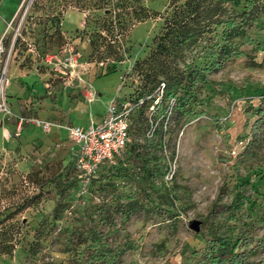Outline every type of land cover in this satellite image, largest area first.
<instances>
[{"label": "rangeland", "instance_id": "obj_1", "mask_svg": "<svg viewBox=\"0 0 264 264\" xmlns=\"http://www.w3.org/2000/svg\"><path fill=\"white\" fill-rule=\"evenodd\" d=\"M219 1L223 22L172 58L192 99L178 110L166 98L172 109L162 118L165 103L154 108L151 128L150 107L137 123L148 77L136 63L163 32L169 0L147 2L159 14L125 32L119 61L91 54L87 12L0 0V226L20 227L0 264H216L212 253L264 217V126L255 141L250 132L264 98V0ZM248 4L259 10L241 21ZM112 99L132 102L131 149L83 185L67 127L98 120ZM253 259L264 264V251Z\"/></svg>", "mask_w": 264, "mask_h": 264}, {"label": "trees", "instance_id": "obj_2", "mask_svg": "<svg viewBox=\"0 0 264 264\" xmlns=\"http://www.w3.org/2000/svg\"><path fill=\"white\" fill-rule=\"evenodd\" d=\"M52 5H56V12L53 16L72 6L79 11L87 12L85 22L91 21L94 31L91 33L90 44L91 54L98 58L111 57L114 60H122L125 49L121 43L125 32L139 21L154 18L159 14L157 9L148 6V1L153 0H49ZM37 2V1H36ZM172 12L165 20L163 32L154 38V48L150 54L136 63V67L147 71L145 76L148 83L147 89L137 98H143L139 107L137 123L141 124L148 120L142 112L143 108H149L154 105L159 108L161 103L162 118L167 116L168 104L166 98L175 97V103L172 108L181 110L192 99L193 92L191 83L185 79L184 72L177 64L171 65L174 57L180 55L185 46L197 41L205 32L212 30L213 25L221 24V18L224 16V8L220 1L208 2L207 0H169ZM259 9L252 4H248L240 13L241 21L249 19ZM226 25L229 28L236 26L233 19L228 18ZM232 30V29H231ZM234 31V30H233ZM145 65V66H144ZM196 69L192 68L187 72V77L196 76ZM159 77H162L161 79ZM147 83L145 85H147ZM163 86L161 100L155 104L157 89ZM171 108V109H172ZM257 118L250 127L252 141L256 140L257 132L264 126V98L257 107ZM156 110L151 111L153 118L148 126L152 128L158 115ZM143 115V116H141ZM149 120V121H150ZM130 128V125H129ZM131 135V128H130ZM129 138L123 157H118L114 164H103L100 167L98 175L103 172L113 171L125 163V154H129L131 149ZM70 160V159H69ZM72 162V160H71ZM74 166V165H73ZM2 222V221H0ZM260 224H264V217L261 219L251 218L247 229L242 230L241 236L231 247H219L218 251L211 254V259L216 264H255L253 256L260 250L264 251V233L259 239L255 238L253 229ZM0 226V253L11 254L15 244V231L19 233V225L16 230L13 225V231ZM92 240H98L93 238ZM110 251V250H109ZM111 254V253H110Z\"/></svg>", "mask_w": 264, "mask_h": 264}, {"label": "built area", "instance_id": "obj_3", "mask_svg": "<svg viewBox=\"0 0 264 264\" xmlns=\"http://www.w3.org/2000/svg\"><path fill=\"white\" fill-rule=\"evenodd\" d=\"M164 84L157 89L155 104L160 102ZM90 98L89 100H92ZM139 98V102L142 103ZM131 101L112 99L100 119L93 116L86 125L71 124L67 127L70 139V156L79 182L89 183L98 175L103 164H114L122 157L130 138L129 112ZM172 107V106H171ZM168 106L167 112L171 110ZM154 109L155 106L151 105ZM241 142V141H240Z\"/></svg>", "mask_w": 264, "mask_h": 264}, {"label": "water", "instance_id": "obj_4", "mask_svg": "<svg viewBox=\"0 0 264 264\" xmlns=\"http://www.w3.org/2000/svg\"><path fill=\"white\" fill-rule=\"evenodd\" d=\"M198 221L197 220H192L191 223H190V226L194 227V228H197L198 227Z\"/></svg>", "mask_w": 264, "mask_h": 264}, {"label": "crops", "instance_id": "obj_5", "mask_svg": "<svg viewBox=\"0 0 264 264\" xmlns=\"http://www.w3.org/2000/svg\"><path fill=\"white\" fill-rule=\"evenodd\" d=\"M101 116H102V115H101ZM100 118H101V117H100ZM100 118H98V119H100ZM76 120L78 121V119H76ZM75 124H80V123H75ZM86 124H88V122H87V123H84V124L81 123L80 125H83V126H84V125H86ZM67 139H68V134H67ZM68 142H70V139H68ZM69 156H70V154H69Z\"/></svg>", "mask_w": 264, "mask_h": 264}]
</instances>
